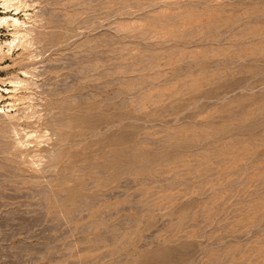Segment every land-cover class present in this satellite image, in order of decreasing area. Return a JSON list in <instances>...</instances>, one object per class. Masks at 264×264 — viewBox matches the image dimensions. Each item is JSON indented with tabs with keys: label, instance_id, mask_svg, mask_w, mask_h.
I'll return each instance as SVG.
<instances>
[{
	"label": "rangeland",
	"instance_id": "rangeland-1",
	"mask_svg": "<svg viewBox=\"0 0 264 264\" xmlns=\"http://www.w3.org/2000/svg\"><path fill=\"white\" fill-rule=\"evenodd\" d=\"M0 264H264V0H0Z\"/></svg>",
	"mask_w": 264,
	"mask_h": 264
}]
</instances>
